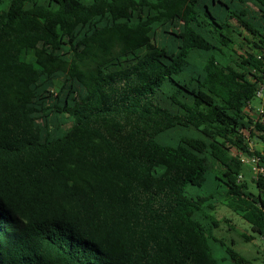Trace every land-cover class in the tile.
I'll return each mask as SVG.
<instances>
[{"label":"trees","instance_id":"trees-1","mask_svg":"<svg viewBox=\"0 0 264 264\" xmlns=\"http://www.w3.org/2000/svg\"><path fill=\"white\" fill-rule=\"evenodd\" d=\"M263 45L264 0H0V264H250Z\"/></svg>","mask_w":264,"mask_h":264},{"label":"rangeland","instance_id":"rangeland-1","mask_svg":"<svg viewBox=\"0 0 264 264\" xmlns=\"http://www.w3.org/2000/svg\"><path fill=\"white\" fill-rule=\"evenodd\" d=\"M251 12L256 13L258 10L256 5L250 2ZM239 32V39L242 41V37L249 36L244 29H237ZM243 46L247 47V42H243ZM243 51V50H242ZM254 104H258V99L253 100ZM179 133H195L190 129L179 128L172 132V135ZM256 148V142H253ZM258 148V147H257ZM244 174L246 181L250 184V189L253 191L257 190L255 183L251 181L253 176L252 168L249 163L244 164ZM244 177V176H243ZM199 192V189H197ZM216 216L220 221L219 227L214 230L217 238L225 242L227 245L232 246L237 252L250 260V264H264V235L257 234L252 231L250 223L243 219L240 215L227 208L226 206L220 205L217 209ZM246 236H252L251 239H246ZM217 245V244H216ZM214 256L218 259H223L222 264H235L234 261L229 257L224 247L218 246L214 253Z\"/></svg>","mask_w":264,"mask_h":264},{"label":"built area","instance_id":"built-area-1","mask_svg":"<svg viewBox=\"0 0 264 264\" xmlns=\"http://www.w3.org/2000/svg\"><path fill=\"white\" fill-rule=\"evenodd\" d=\"M258 58L264 62V45L258 52ZM256 98L264 100V81L259 84L258 89L256 90ZM250 108H252V102L249 103L248 109ZM255 119L256 121L264 123V105L258 108ZM253 142H255L254 139H249L251 148H255ZM238 155L244 164L249 163L251 165L255 177L259 174H264V167L260 164L258 156L254 154L249 155L243 152H238ZM240 178H242V175H240Z\"/></svg>","mask_w":264,"mask_h":264},{"label":"crops","instance_id":"crops-1","mask_svg":"<svg viewBox=\"0 0 264 264\" xmlns=\"http://www.w3.org/2000/svg\"><path fill=\"white\" fill-rule=\"evenodd\" d=\"M257 99H258V102L259 103L256 105L252 101V108L248 109V113L250 114V116L252 118H255L257 116V110H258V108L260 106L264 105V100L259 99V98H257ZM256 146L258 147V148L256 147V149H259V150H262L263 149V144L262 143H257Z\"/></svg>","mask_w":264,"mask_h":264}]
</instances>
